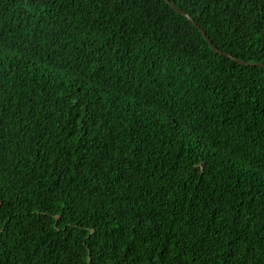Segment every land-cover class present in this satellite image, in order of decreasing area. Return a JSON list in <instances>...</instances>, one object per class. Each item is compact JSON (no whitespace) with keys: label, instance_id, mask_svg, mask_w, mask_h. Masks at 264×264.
Returning a JSON list of instances; mask_svg holds the SVG:
<instances>
[{"label":"trees","instance_id":"1","mask_svg":"<svg viewBox=\"0 0 264 264\" xmlns=\"http://www.w3.org/2000/svg\"><path fill=\"white\" fill-rule=\"evenodd\" d=\"M168 1L264 65V0ZM0 264H264V67L164 0H0Z\"/></svg>","mask_w":264,"mask_h":264},{"label":"water","instance_id":"2","mask_svg":"<svg viewBox=\"0 0 264 264\" xmlns=\"http://www.w3.org/2000/svg\"><path fill=\"white\" fill-rule=\"evenodd\" d=\"M166 2V4H168L175 12L179 13L180 15L184 16L186 19H188L195 27L196 29L201 33V35L204 37V39L206 40V42L210 45V47L212 48V50L217 53V54H220L222 56H226L236 62H238L239 64L241 65H244V66H250V65H256V66H261V67H264L263 64H253V63H245L239 59H236V58H233L229 55H226L222 52H220L219 50H217L210 42L209 38L206 36V34L201 30V28L191 19V17L186 14L185 12H183L182 10L178 9L177 7H175L172 3H170L168 0H164ZM58 218V217H57Z\"/></svg>","mask_w":264,"mask_h":264}]
</instances>
